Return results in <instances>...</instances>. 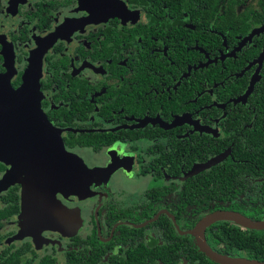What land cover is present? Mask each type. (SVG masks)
Here are the masks:
<instances>
[{
	"label": "flooded vegetation",
	"instance_id": "af4514ba",
	"mask_svg": "<svg viewBox=\"0 0 264 264\" xmlns=\"http://www.w3.org/2000/svg\"><path fill=\"white\" fill-rule=\"evenodd\" d=\"M234 12L235 25L220 13L193 33L187 0H0V77L18 89L41 54L43 114L67 152L110 168L84 198L52 195L61 230L19 236L24 183L37 200L46 186L7 179L16 166L0 159V264H218L192 234L202 222L264 221L252 188L264 168L237 159L264 142V0ZM127 165L144 187L120 185ZM234 230L219 219L203 237L219 255L251 260L226 241Z\"/></svg>",
	"mask_w": 264,
	"mask_h": 264
},
{
	"label": "water",
	"instance_id": "95a60500",
	"mask_svg": "<svg viewBox=\"0 0 264 264\" xmlns=\"http://www.w3.org/2000/svg\"><path fill=\"white\" fill-rule=\"evenodd\" d=\"M40 71L41 54L31 61V69L24 74L18 89L13 90L8 81L0 77V159L16 166L7 179L13 175L26 174L31 179H40L45 189L48 187L40 193L44 195L42 199L39 197L37 200L32 189L33 183L30 180L24 183L21 197V217L24 223L19 236L35 237L38 235L37 226L61 230L64 225L61 221L65 216L64 208L56 209L50 203L53 194L84 198L88 193V190L84 192L89 181L86 167L76 155L65 150L59 131L49 123L41 110ZM219 219L233 221L247 229H264V221L253 222L239 214L208 218L192 232L200 251L218 264H264L213 252L206 245L203 232Z\"/></svg>",
	"mask_w": 264,
	"mask_h": 264
},
{
	"label": "trees",
	"instance_id": "16d2710c",
	"mask_svg": "<svg viewBox=\"0 0 264 264\" xmlns=\"http://www.w3.org/2000/svg\"><path fill=\"white\" fill-rule=\"evenodd\" d=\"M220 1H222V5L219 4ZM241 1L242 0H187V12L191 18L190 23L196 26L193 33H199L198 24L200 25L202 23L201 21L205 18L208 19L209 17H213L214 22L217 23V17H219L220 13H222L220 20L223 21V25H235L240 16H235L234 8ZM252 150L247 148L243 150V156L241 154L237 157L240 161H244L239 163V167L252 166L259 170L264 168V142L257 140ZM250 162H252V164ZM256 173L259 174L257 171ZM226 175L227 172H224V176ZM252 188L256 189L255 193L264 199V183L257 184V186ZM262 212H264V207L260 206L255 208V213L260 214ZM229 233L231 237L227 235L226 241L235 243L249 259L264 263V230L247 229L237 225V230L229 231ZM197 256L200 259L208 260L200 253H198Z\"/></svg>",
	"mask_w": 264,
	"mask_h": 264
},
{
	"label": "rangeland",
	"instance_id": "374dc122",
	"mask_svg": "<svg viewBox=\"0 0 264 264\" xmlns=\"http://www.w3.org/2000/svg\"><path fill=\"white\" fill-rule=\"evenodd\" d=\"M88 155H85L83 157L84 160H88L90 162H95L96 160V165L102 163L103 160L100 159V157H96V159H91L87 157ZM78 157V156H77ZM84 164V166L86 167L87 171H88V175H89V181H88V185L87 187H85V190H89L92 183H94L95 185H99V184H103L106 185L107 183H109L108 180V176H110V168L109 167H88L85 163V161L78 157ZM129 168L130 165H127V167L124 168V170L120 169L118 171V173H120L123 177L122 179L119 177V181H121L120 185H124L128 188L135 186L136 189H141L142 187H144L147 184L146 180H134L131 179V177L129 176Z\"/></svg>",
	"mask_w": 264,
	"mask_h": 264
}]
</instances>
